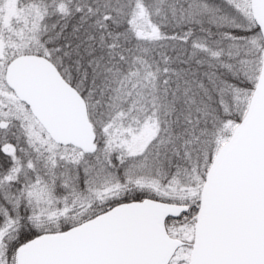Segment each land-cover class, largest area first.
<instances>
[{
	"label": "snow or ice",
	"instance_id": "1",
	"mask_svg": "<svg viewBox=\"0 0 264 264\" xmlns=\"http://www.w3.org/2000/svg\"><path fill=\"white\" fill-rule=\"evenodd\" d=\"M0 264H264V0H0Z\"/></svg>",
	"mask_w": 264,
	"mask_h": 264
}]
</instances>
